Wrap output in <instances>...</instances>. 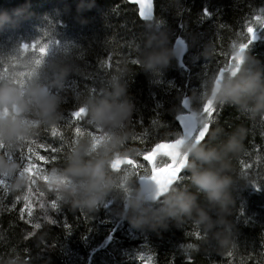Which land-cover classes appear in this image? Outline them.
Instances as JSON below:
<instances>
[{
  "label": "trees",
  "instance_id": "trees-1",
  "mask_svg": "<svg viewBox=\"0 0 264 264\" xmlns=\"http://www.w3.org/2000/svg\"><path fill=\"white\" fill-rule=\"evenodd\" d=\"M154 8L153 21L147 23L125 0H0V12L11 17L10 25L0 31V57L13 55L19 45L37 53L39 47L56 45L77 65L64 91L65 119L55 135L52 129H43L24 147L25 164L29 147L49 158L40 161L32 155L42 170L62 163L76 128L85 126L83 120L70 116L79 108L76 94H99L107 77L126 59L127 91L134 104L128 146L141 150L137 162L147 168L141 161L145 152L158 142L171 141L169 129L178 132L175 119L182 113L183 97L195 94L196 88L201 93L202 82L228 65L233 47L248 42L247 28L261 29L264 19V0H154ZM16 9H22L18 16L13 15ZM149 27L166 30L170 46L177 37L186 42L184 67L173 59L160 76H151L131 62ZM257 36L246 53L264 68V29ZM217 126L224 134L237 126L247 129L245 150L232 162L241 179L228 217L233 244L227 250L204 245V234L191 222L133 229L115 214L118 201H107L89 214L35 193L17 200V193L0 185V264L16 258L24 264H264V120L250 121L234 108L216 106L211 127ZM53 145L58 152L51 151ZM162 161L167 162L164 158L158 162ZM143 172L141 168L137 175ZM54 203L59 211L53 209ZM189 243L197 246L190 254L184 252Z\"/></svg>",
  "mask_w": 264,
  "mask_h": 264
},
{
  "label": "clouds",
  "instance_id": "clouds-1",
  "mask_svg": "<svg viewBox=\"0 0 264 264\" xmlns=\"http://www.w3.org/2000/svg\"><path fill=\"white\" fill-rule=\"evenodd\" d=\"M21 13L16 9L13 15ZM10 23L11 17L0 12V31ZM136 51L135 64L151 76H160L181 52L176 44L170 46L166 30L152 27L146 29ZM232 53L238 60V65L233 62L235 73L208 77L202 82L203 91L187 98L198 126L207 120L200 111L204 104L234 108L250 121L264 120V68L240 47H233ZM76 72L73 57L56 45L47 46L42 55L19 45L13 55L0 57V177L8 181L7 190L23 197L31 193L54 197L55 203L89 214L107 201H118L115 214L133 229L191 222L204 234V245L227 250L233 244L228 217L241 179L232 162L245 150L247 129L237 126L224 134L220 127H210L206 141L184 138L166 147L163 152L179 154L184 179L162 183L144 170L149 178L141 183L137 175L141 150L128 146L134 104L127 91L126 59L107 77L99 94H76L85 130L68 143L59 166L22 168L11 158L33 143L41 130H53L64 120V91ZM195 250L196 245L184 248L188 254ZM8 264L24 261L16 258Z\"/></svg>",
  "mask_w": 264,
  "mask_h": 264
},
{
  "label": "snow or ice",
  "instance_id": "snow-or-ice-1",
  "mask_svg": "<svg viewBox=\"0 0 264 264\" xmlns=\"http://www.w3.org/2000/svg\"><path fill=\"white\" fill-rule=\"evenodd\" d=\"M139 3V7H140V16L147 20L151 17L152 15V5L149 2L146 6L145 0H138ZM203 16L207 17L208 13L205 10ZM157 28H159V22L157 23ZM247 32L249 34V39L247 43H240L239 47L242 50H246L248 45L251 44L253 38H254V30L252 27H248L247 28ZM142 38V37H141ZM178 45H181L180 42H177ZM181 51L183 50V47H181L180 49ZM47 51V46L45 47H40L39 48V53L42 55ZM233 61H235L238 65V60L236 59V57L233 55L232 57ZM133 64L136 63V60H132L131 61ZM37 63H39V61H37ZM237 69L233 67V63H231L229 66L226 67H221L219 68V73L218 74H214L217 75V77L222 76L223 73H225L226 71H231L233 74L235 73ZM95 92V89L93 90ZM193 92L197 93V90H194ZM188 96L185 95L183 97V99L181 100V109L182 110H187V117L185 116H181L182 120H186L187 122L182 125V127L184 128V130L182 132H172L170 129L168 131V136L169 139H171V143H167V144H161V143H156L155 148L152 149V151L150 153L145 152V154L143 155V159L145 161H148L151 164V173L153 174L151 178L153 179H158L159 181H161L162 183H173V182H177V181H182L184 179V176L178 175V173L181 172L182 170V163L177 159V156L179 155L178 153H169L164 151L163 152V156L167 157L168 160L171 161V163H167L166 161H162V162H157V163H153V157L156 155V153L158 151H160L162 148H166V147H171L173 145H175L176 143L180 142L182 139L184 138H195L198 141H206L208 138V132L210 131V127L214 122V111H215V107L209 106V104H204L202 106V113L204 114V116L207 118L206 123H204L203 126H198L197 120H196V115L195 113L192 111L191 106L189 105V101H188ZM197 107H200L197 105ZM201 109V107H200ZM83 110L81 108H78V110H73L70 113L71 118H79L80 120H83L78 114L81 113ZM65 119V118H64ZM84 121V120H83ZM167 127V126H165ZM85 130V126L83 127H77L76 128V132H81ZM88 131H92L87 129ZM57 132V128L52 130V134L55 135ZM175 137V138H172ZM45 147H47V145H44ZM23 149L22 148L20 150V153L17 155L16 153L11 155V158L16 160V162L18 164L21 165L22 168L24 167H32L33 165H35L31 159L32 155H36V159L40 160V161H47L49 158L45 157L44 155H39V154H35L32 151V148L29 147L28 149V162L27 164L24 163L25 157H24V153H23ZM51 151L52 152H58V149L56 146H51ZM52 160H56L57 157L53 156L51 157ZM161 163H163V167H161ZM140 165L142 166V168L144 170H147V168L145 167V165H143L142 163H140ZM36 166V165H35ZM37 167V166H36ZM54 167V166H53ZM39 168V167H38ZM149 177L145 176V175H140L139 179L141 181V183L145 180L148 179ZM8 181L3 178L0 177V185H5L7 186ZM17 200L20 199L19 196L16 197ZM53 209L56 211H59L60 209L57 207V205L54 203L53 204ZM50 223H56V221H50ZM65 227H70V225H68L67 223H65ZM193 244L189 243L187 246L191 247ZM211 246L209 245V248Z\"/></svg>",
  "mask_w": 264,
  "mask_h": 264
},
{
  "label": "water",
  "instance_id": "water-1",
  "mask_svg": "<svg viewBox=\"0 0 264 264\" xmlns=\"http://www.w3.org/2000/svg\"><path fill=\"white\" fill-rule=\"evenodd\" d=\"M128 4H130V5H134L135 7H136V9H137V12H138V16L140 17V19L141 20H145V19H143L141 16H140V7H139V3H138V0H125ZM151 3V5H152V15H151V17L149 18V19H147V20H145V21H151L152 20V18H153V12H154V7H153V0H145V3H146V6H147V4L148 3ZM255 35H254V38H253V40L252 41H254L255 40ZM180 42V44L181 45H178L177 44V42ZM174 44H176V46H177V48L178 49H181V47H183V50L180 52V55H179V57L177 58L178 59V61H179V63H180V65H181V62H182V57H183V55L186 53V51H187V46H186V44H185V42L184 41H182V40H176L175 41V43ZM186 111V113L184 114V115H181V116H185V117H187V110H185ZM181 116H178L177 118H176V122L178 123V125H179V127H180V130H181V132L184 130V128L182 127V125H184L187 121L186 120H182L181 119ZM171 143V142H170ZM161 144H167V143H161ZM153 148H155V147H153ZM165 148H162L160 151H158L157 153H156V155L153 157V161L155 160V158L156 157H158V156H163V150H164ZM147 162V164H149L150 165V167H151V164L148 162V161H146ZM179 174V173H178Z\"/></svg>",
  "mask_w": 264,
  "mask_h": 264
},
{
  "label": "bare ground",
  "instance_id": "bare-ground-1",
  "mask_svg": "<svg viewBox=\"0 0 264 264\" xmlns=\"http://www.w3.org/2000/svg\"><path fill=\"white\" fill-rule=\"evenodd\" d=\"M153 5H154V0H153ZM261 15V14H260ZM139 17V16H138ZM139 19H140V17H139ZM141 20V19H140ZM257 20V19H256ZM142 22H146L145 20H141ZM153 21V20H152ZM258 27V26H257ZM260 30V29H259ZM256 37H255V40L254 41H252L251 43H254L256 40H257V38H258V36L257 35H255ZM176 40H182V41H184L182 38H179V37H177L175 40H174V43H175V41ZM173 43V44H174ZM187 51H188V49H187ZM187 51H186V53L183 55V57H182V62H181V65H180V63H179V61H178V59L176 58V60H177V63H178V65L182 68V67H184V65H183V60H184V57H185V55L187 54ZM245 51H247V50H245ZM184 70V69H183ZM185 71V70H184ZM219 73V72H218ZM196 79V78H195ZM200 85V84H199ZM196 90H197V88H196ZM201 111H202V106H201V109H200ZM186 113V111L185 110H182V113H180L178 116H181V115H184ZM177 116V117H178ZM176 117V118H177ZM176 120V119H175ZM176 122V121H175ZM178 124V123H177ZM176 124V125H177ZM179 126V125H178ZM177 128H179V130H180V127H177ZM179 130H178V132H179ZM180 132H181V130H180ZM171 141H161V142H158V143H170ZM156 145V144H155ZM155 145L153 146V147H155ZM153 147L151 148V150H150V152L152 151V149H153ZM150 152H148V153H150ZM162 158H164V159H166L167 160V163H171V161L170 160H168V158L167 157H162ZM141 161H143L144 163H147L144 159H143V157H142V160ZM161 167H163V166H161ZM182 173H183V170H181V172L178 174V175H182ZM146 246V245H145ZM108 247V246H107ZM151 249V248H150ZM263 258V257H262ZM151 259V258H150ZM141 260V259H140ZM147 260H148V258H147ZM144 261V260H143Z\"/></svg>",
  "mask_w": 264,
  "mask_h": 264
}]
</instances>
